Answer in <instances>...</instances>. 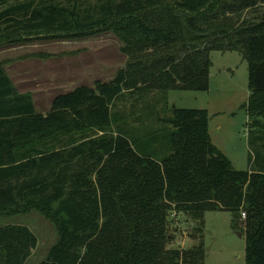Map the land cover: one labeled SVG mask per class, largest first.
Segmentation results:
<instances>
[{"label":"trees","instance_id":"16d2710c","mask_svg":"<svg viewBox=\"0 0 264 264\" xmlns=\"http://www.w3.org/2000/svg\"><path fill=\"white\" fill-rule=\"evenodd\" d=\"M64 1L0 0V44L112 31L128 60L111 80L56 95L47 112L0 64V214L37 209L55 220L58 240L38 264H205L203 244L168 247L170 215L225 209L236 223L246 213L245 264H264V0ZM213 50L248 59L250 169L214 144L207 108L158 119L170 125L165 156L152 149L159 131L143 133L141 151L114 128L126 94L207 90ZM57 136L69 138L36 145ZM37 243L27 225L1 224L0 264H26Z\"/></svg>","mask_w":264,"mask_h":264},{"label":"rangeland","instance_id":"374dc122","mask_svg":"<svg viewBox=\"0 0 264 264\" xmlns=\"http://www.w3.org/2000/svg\"><path fill=\"white\" fill-rule=\"evenodd\" d=\"M63 4L73 6L74 0ZM121 46L122 41L112 31L83 37L35 36L29 41L1 43L0 64L19 92L32 95L37 111L47 112L56 95L79 85L93 86L97 80L114 78L128 60ZM211 58L207 90L188 92L193 93L189 95L170 90L167 92L169 98L166 92L151 89L126 94L113 104L114 128L127 133L141 151L147 145L143 133L159 131V142L152 149L157 155L165 156L168 152L165 150L170 146V125L158 119L173 107L207 108L215 144L232 159L237 169H250L257 150L253 144L256 134L250 136L251 124L244 107L250 94L248 59L238 50H213ZM164 100L167 105L163 113ZM68 138L57 136L36 145L50 148ZM179 214L171 213L169 218V248L185 249L203 244L205 264H245L242 216L236 223L234 213L227 209L206 211L203 219L192 218L189 213ZM8 223L27 225L37 235V246L26 264L45 260L59 237L55 220L37 209L20 214H0V225Z\"/></svg>","mask_w":264,"mask_h":264},{"label":"crops","instance_id":"0c3cea01","mask_svg":"<svg viewBox=\"0 0 264 264\" xmlns=\"http://www.w3.org/2000/svg\"><path fill=\"white\" fill-rule=\"evenodd\" d=\"M174 90H176V89H174ZM170 91V90H169ZM177 91H181V94H183V92H185L187 95H189V94H193V93H188V92H193V90H177ZM68 92V91H67ZM167 97H168V95H167ZM169 98V97H168ZM210 123H211V120H210ZM209 131H210V135H211V138H212V140H213V136H212V134H211V130H210V124H209ZM213 142H214V140H213ZM214 144H215V142H214ZM216 145V144H215ZM219 148V147H218ZM221 149V148H220ZM222 150V149H221ZM223 151V150H222ZM232 160V159H231ZM181 214H184V213H181ZM180 215V214H179Z\"/></svg>","mask_w":264,"mask_h":264},{"label":"built area","instance_id":"2783aa9c","mask_svg":"<svg viewBox=\"0 0 264 264\" xmlns=\"http://www.w3.org/2000/svg\"><path fill=\"white\" fill-rule=\"evenodd\" d=\"M173 214H175V215H176L177 213H176V212H174ZM241 216H242V218H243V219H245V218H246V213L243 211Z\"/></svg>","mask_w":264,"mask_h":264},{"label":"water","instance_id":"95a60500","mask_svg":"<svg viewBox=\"0 0 264 264\" xmlns=\"http://www.w3.org/2000/svg\"><path fill=\"white\" fill-rule=\"evenodd\" d=\"M240 235L242 236V233H240Z\"/></svg>","mask_w":264,"mask_h":264}]
</instances>
